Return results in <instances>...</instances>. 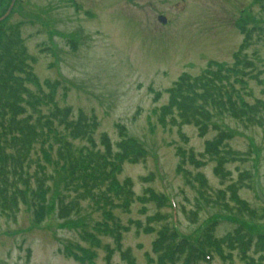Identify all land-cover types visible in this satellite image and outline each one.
<instances>
[{
  "label": "rangeland",
  "instance_id": "rangeland-1",
  "mask_svg": "<svg viewBox=\"0 0 264 264\" xmlns=\"http://www.w3.org/2000/svg\"><path fill=\"white\" fill-rule=\"evenodd\" d=\"M10 4L0 0V18ZM159 17L166 19L165 25ZM243 29L252 31L246 43ZM15 30L29 57L32 81L25 82L26 87L34 94L41 90L44 96L52 95V104L42 101L43 111L49 113L56 105L70 107L74 117L79 111L94 116L96 144L102 134L112 144L120 136L136 141L145 159L125 163L118 180H132L137 197L146 189L162 195L165 205L136 200L129 212L108 215L85 203L79 216L60 221L55 196L48 195L40 224L27 204H19L14 217L0 208V264H105L107 248L114 249L111 233L116 223L128 229L121 245L131 251L135 264L152 259L151 264H157L152 245L159 228L167 226L195 244L214 223L217 239L245 227L252 238L247 255L264 264V240L261 248L257 245V238L264 237V220L257 218L264 208L254 187L258 184L264 194V127L214 117L216 130L199 137L192 126L159 122L168 98L165 91L179 76L194 78L217 66L239 72L226 84L239 104H264V0H16L11 14L0 22V33L8 36ZM219 132L231 136L223 143L232 152L224 178L215 174L216 164L204 154L206 141ZM73 145L89 148L85 142ZM40 147L32 161L37 159L49 173L55 147L51 139L43 150ZM191 154L199 167L191 162ZM35 170L33 164L30 173ZM198 175L207 181L208 203L198 197V183L192 180ZM233 186L237 198L256 212V220L236 211L229 193ZM197 205L192 224L187 215ZM156 214L161 222L150 221L154 232L136 230ZM229 253L233 264H245L237 251L225 247L224 254ZM111 264L125 263L115 253ZM199 264L223 261L214 254L211 262Z\"/></svg>",
  "mask_w": 264,
  "mask_h": 264
},
{
  "label": "trees",
  "instance_id": "trees-1",
  "mask_svg": "<svg viewBox=\"0 0 264 264\" xmlns=\"http://www.w3.org/2000/svg\"><path fill=\"white\" fill-rule=\"evenodd\" d=\"M251 32L242 30L245 43L250 39ZM28 59L17 30L8 36L0 33V208L14 217L19 210L18 205L27 204L36 224H40L46 216L45 198L48 195L55 196V215L60 221L79 216L85 203L96 206L108 215L114 210L129 212L136 200L143 205L153 203L158 208L164 207L165 198L162 195L146 189L137 197L132 180H118L125 163L138 164L144 161L145 154L140 145L128 138L121 139V136L119 142L112 144L106 134H102L99 144H96L94 135L97 120L82 111L74 117L70 107L54 105L53 110L45 113L42 101L52 104V95L44 96L41 90L34 94L26 87L25 82L32 81ZM235 71L217 66L194 78L187 74L179 76L165 91L168 98L159 111L160 125L192 126L199 137H204L210 128L216 130L214 117L229 116L246 124L264 127V104H239L226 89ZM56 86L57 83L52 85V90ZM120 129L123 130L122 127ZM230 138L227 133L219 132L213 140L205 143L204 154L216 164L215 174L219 178L229 175L224 165L232 152L223 143ZM50 139L55 147V161L48 173L36 162L37 159L33 163L32 155L38 145L43 150ZM75 142H85L89 148L76 149L73 145ZM190 158L194 163L192 154ZM33 164L36 170L31 174ZM192 180L198 183V197L208 203L207 181L199 175ZM237 189L233 186L229 191L236 211L250 221L256 220V212L237 198ZM198 210L197 205L196 210L187 215L192 224L197 220ZM257 218L264 220V209ZM152 220L153 223L161 222L159 214H156L148 219L147 226L138 224L136 230L154 232L150 223ZM215 225H209L195 244L167 226L159 228L152 245L157 264L208 263L213 260L214 254L223 264H233L231 254H224L225 247L229 251H237L245 264H258L247 255L252 238L250 233L244 231L245 227L238 226L232 234L217 239L213 236ZM127 231L126 227L115 224L111 233L114 249L107 248L105 264H111L115 253L125 264H135L131 251L122 250V233ZM257 239V245L261 248L264 237Z\"/></svg>",
  "mask_w": 264,
  "mask_h": 264
},
{
  "label": "water",
  "instance_id": "water-1",
  "mask_svg": "<svg viewBox=\"0 0 264 264\" xmlns=\"http://www.w3.org/2000/svg\"><path fill=\"white\" fill-rule=\"evenodd\" d=\"M14 3H15V0H12L11 4H10V7L8 8L6 14L0 19V21L4 20L10 14V12H11L13 6H14ZM158 20L160 21L161 24H163V25L166 24V19L165 18L159 17ZM255 192H256L257 198L259 199V201L264 206V195L261 193V191L259 189V186L257 184H255Z\"/></svg>",
  "mask_w": 264,
  "mask_h": 264
}]
</instances>
